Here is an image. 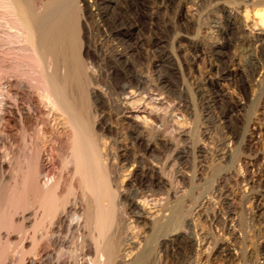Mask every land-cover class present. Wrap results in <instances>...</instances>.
Listing matches in <instances>:
<instances>
[{"label":"bare ground","instance_id":"6f19581e","mask_svg":"<svg viewBox=\"0 0 264 264\" xmlns=\"http://www.w3.org/2000/svg\"><path fill=\"white\" fill-rule=\"evenodd\" d=\"M91 6L90 0H0V41L8 45L5 49L0 42V264H144L148 230L159 221L176 226L159 244L176 248L183 242L202 253L199 234L189 233L188 228L205 215L212 199L229 200L224 180L245 182L251 189L264 179L220 176L211 194L202 196L189 212L184 207L177 210L180 205L170 206L177 193L172 179L163 173L165 168L132 155L131 148L152 153L175 146L185 153L188 131L180 128V122L176 134L159 128L160 119L174 120L170 104L151 94H137L132 84L141 83L138 75L129 74V82L121 86L117 83L121 94L113 101L115 110L105 89L92 86L98 74L83 58L97 53L85 18ZM257 14L264 22V8ZM14 69L31 80L15 77ZM113 71L115 78L121 77L117 66ZM34 109L47 115L55 142L48 146L31 138L16 158L11 123L19 115L24 128H30L36 122ZM254 139L250 148L255 147ZM60 144L64 154L59 156ZM59 162L62 171L52 174ZM187 174L179 179L185 184L191 177ZM137 185H146V190ZM188 195L187 201L192 199ZM151 203L171 208L167 213V208H149ZM220 214L218 209L213 219L220 222ZM205 241L211 244L209 238ZM208 248L202 253L206 260L232 255L224 245L211 247L209 253Z\"/></svg>","mask_w":264,"mask_h":264},{"label":"rangeland","instance_id":"374dc122","mask_svg":"<svg viewBox=\"0 0 264 264\" xmlns=\"http://www.w3.org/2000/svg\"><path fill=\"white\" fill-rule=\"evenodd\" d=\"M90 1L92 11L85 13V18L92 48L97 55L83 54V58L98 74L92 86L105 89L110 108L115 110L114 102L121 94L118 84L128 83L130 79L126 78L138 75L143 80L140 84L133 82L134 87L132 84L137 94L144 97L151 94L170 104L174 120L160 119L158 127L170 129L175 134L176 129L182 127L188 131L185 153H179L175 146L172 149L160 147L152 153L141 152L138 147L131 148L132 155L152 159L151 162L165 168L163 173L172 179L173 192L177 193L170 206L177 208L180 205L177 210L184 207L189 212L202 196L211 194L213 184L220 176L264 177V22L257 14L264 8V0ZM0 42L4 43L5 49L8 47L4 40ZM14 47L11 49L13 53ZM118 53L123 55L117 58ZM116 66L123 79L117 75L115 78L113 70ZM11 73L19 79L31 80L29 75L24 76L16 69ZM34 113L36 124L33 122L30 128H24L19 115L11 123L14 137L11 149L16 158L21 156L31 138L47 145L55 142L45 120L47 115L38 109H34ZM179 122L188 125L181 126ZM252 137L256 144L250 148ZM59 146L57 154L60 156L64 152L61 144ZM61 167L60 162L56 163L52 174L60 173ZM183 172L192 177H189L190 183L179 180ZM259 184L250 189L245 182L238 184L231 179L226 183L224 180V188L229 189L225 196L229 200L212 199V203L205 206V215L188 228L189 233L199 234L190 235L195 239L199 237L202 253H206L207 246L211 248L219 244L231 248L232 255L206 260L204 254L192 251L183 242H178L176 248L172 244L162 246L159 242L176 226L159 221L148 230L144 264L152 261L155 264H263L264 179ZM136 187L146 190V185ZM188 194L197 201H187ZM151 204L149 208H152ZM158 207L167 208V213L171 208ZM218 209L220 222L213 219ZM205 238H209L211 244H205Z\"/></svg>","mask_w":264,"mask_h":264}]
</instances>
